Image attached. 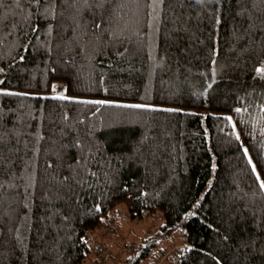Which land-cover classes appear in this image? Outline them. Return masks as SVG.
Listing matches in <instances>:
<instances>
[{"label":"trees","instance_id":"1","mask_svg":"<svg viewBox=\"0 0 264 264\" xmlns=\"http://www.w3.org/2000/svg\"><path fill=\"white\" fill-rule=\"evenodd\" d=\"M114 7L116 37L109 17L93 34L90 10L77 27L63 0L54 17L33 0L0 12V93H27L0 94V264H107L122 204L162 215L123 264L176 230L184 242L147 264H264V0Z\"/></svg>","mask_w":264,"mask_h":264},{"label":"snow or ice","instance_id":"2","mask_svg":"<svg viewBox=\"0 0 264 264\" xmlns=\"http://www.w3.org/2000/svg\"><path fill=\"white\" fill-rule=\"evenodd\" d=\"M33 2L44 8L43 13H41L42 16H44L45 18L50 17V16L54 17L57 0H33ZM164 2H165V0H151L152 5L163 4ZM198 2H200V0H198ZM6 3L7 4L15 3L17 6H19L21 3V0H0V12L3 11ZM63 3L66 7L73 10L71 15H72L73 23L77 24V27H79V21L81 19L80 14L84 10H90V11H93L94 16L96 15V13H99V16L97 17V19L99 21H101V23H96V22L93 23V25H92L93 34L95 35L96 29H103V24L105 23V17H109V21H107V23H109V31L111 32L110 20L115 15V12L117 11V9L114 7V5H116L118 3V0H63ZM0 22H2V18H0ZM49 27H51V25H49ZM111 35L113 37H116L115 32H111ZM21 60H23V57H21ZM256 72L258 74H261L262 76H264V67L256 68ZM0 83H3V81H0ZM52 87H53V90H55L56 85H53ZM0 94L27 95V93H12V92H4V93H0ZM55 98L60 99V100H72V99H74L72 97H67V96H63V95L57 96ZM82 102L83 103H95V104L109 103L107 101H82ZM123 107H130V108H138L139 109V108H147L149 106L141 105V104H134V105H123ZM169 111H171V110H169ZM236 111L239 112L240 109H236ZM228 119H231V118L229 117ZM237 139H239V136L237 137ZM2 143H3V136H0V144H2ZM72 146L75 148L81 149V151H84L82 142L79 141V139L75 140V142L73 143ZM244 153H245V155L248 154L247 149H244ZM249 164H252L251 160H249ZM47 167L52 168L53 165L48 164ZM255 171H256V169H255V166L253 165V172H255ZM92 175H95V173H92ZM69 179H70V176H63L61 182H67V181H69ZM257 180L260 181V183H259L260 189L262 191H264V180H261L259 175L257 176ZM4 187H5V185L3 183H0V189H3ZM31 187H32V185L29 184L28 188L31 189ZM26 193H27V190H26ZM24 207L27 208L28 205L25 204ZM99 210L100 209L97 208V211H99ZM224 239L227 240L228 237H224Z\"/></svg>","mask_w":264,"mask_h":264},{"label":"rangeland","instance_id":"3","mask_svg":"<svg viewBox=\"0 0 264 264\" xmlns=\"http://www.w3.org/2000/svg\"><path fill=\"white\" fill-rule=\"evenodd\" d=\"M53 85H56L55 90L52 91V95H63L66 96V86L65 83L60 81H55ZM115 217L112 221V224L114 226V230L116 234H105V236L101 235V232L97 231L95 233V236H103L100 239L106 240L110 243V245H114L116 242L118 244L122 243H130L133 244L134 247H139L141 245L146 244L148 242V239L152 238L150 237L153 235L157 229L159 228V223L161 224L162 221V215L157 214L155 217H146L142 219L141 221L131 220L126 216V207L124 204L119 205V207L115 210ZM113 214V213H112ZM106 231V230H105ZM182 232L181 230H176L172 232V234L168 235V237L162 239V242H159L157 246L153 249L152 253L144 258L140 264H147L149 262H152L156 260L159 255L161 254V250H168L176 245V243L180 240L182 243L184 242L182 238ZM173 235V237H172ZM176 236V237H175ZM180 237V238H178ZM174 238L176 239V242L174 243ZM94 254H91V257L86 260L84 264H92V257ZM123 260L121 263L119 261L114 262V260L108 262L107 264H123ZM163 264V263H162Z\"/></svg>","mask_w":264,"mask_h":264},{"label":"built area","instance_id":"4","mask_svg":"<svg viewBox=\"0 0 264 264\" xmlns=\"http://www.w3.org/2000/svg\"><path fill=\"white\" fill-rule=\"evenodd\" d=\"M111 232L114 235L115 231L111 227ZM125 250L127 251H132L134 250V245L133 244H118L116 248H108L106 244L102 243L98 249H97V254H98V262L103 261L104 259L110 258L112 260H122L125 254ZM173 251V254L176 255L178 254V249L175 248ZM169 252L165 253L163 256H160V260L157 262H154L153 264H162L163 260L169 256Z\"/></svg>","mask_w":264,"mask_h":264},{"label":"crops","instance_id":"5","mask_svg":"<svg viewBox=\"0 0 264 264\" xmlns=\"http://www.w3.org/2000/svg\"><path fill=\"white\" fill-rule=\"evenodd\" d=\"M103 237V236H102Z\"/></svg>","mask_w":264,"mask_h":264}]
</instances>
